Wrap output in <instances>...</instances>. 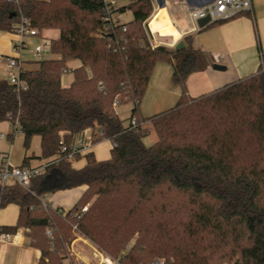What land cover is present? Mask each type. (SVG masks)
<instances>
[{
    "label": "trees",
    "instance_id": "obj_1",
    "mask_svg": "<svg viewBox=\"0 0 264 264\" xmlns=\"http://www.w3.org/2000/svg\"><path fill=\"white\" fill-rule=\"evenodd\" d=\"M127 8L134 18L121 33L118 25L106 29L102 0H0V30H13L21 15L40 32L58 29L50 50L60 55L26 61L32 66L24 67L21 92L0 77V122L16 125L25 147L39 135L41 158L61 153V187L86 185L64 215L42 203L53 189L45 174L31 181L35 193L0 186L1 207L19 206L16 223L3 229H23L41 251L38 264H65L78 235L122 264L157 257L163 264H264V64L192 97L187 78L209 67V55L193 46L191 34L179 48L148 46L155 0H129L120 7ZM73 60L80 64L66 86L62 75ZM160 61L172 64L183 92L174 106L144 117L139 105ZM128 102L134 127L117 112ZM89 128L116 144L109 158L88 151L86 163L74 167L62 146L69 151ZM152 129L157 138L148 146L143 138Z\"/></svg>",
    "mask_w": 264,
    "mask_h": 264
},
{
    "label": "crops",
    "instance_id": "obj_2",
    "mask_svg": "<svg viewBox=\"0 0 264 264\" xmlns=\"http://www.w3.org/2000/svg\"><path fill=\"white\" fill-rule=\"evenodd\" d=\"M251 1L252 9L250 11L239 13L232 18L221 20L209 26L206 25L203 28H198L187 33L192 35L193 46L204 50L211 59L209 67L201 71L193 72L187 78V92L190 96L196 97L211 92L239 78L256 73L260 66L264 64V0ZM184 4H186L185 0H166L165 6L169 9V12L171 11L170 17L173 24L176 26H184L186 27L184 30H186L190 28L191 21L188 11L183 6ZM155 8H159L156 2ZM45 31L49 34L51 32H56L53 38H56L59 35L58 29L48 28L41 32V36ZM182 37L179 41L183 40ZM12 40L11 34L0 32L1 78H6L4 75L6 72V58L14 52L12 51ZM176 40L172 41V43ZM28 60H24L25 66H32L31 63L29 64L26 62ZM73 61L75 64L72 65V68L77 67L80 64L77 60ZM171 71L173 74V68L171 69L170 66H164V64L160 62L155 66L150 79L151 81L153 78V82L151 86H148L149 90L147 88L148 92L146 91L147 94L145 93L146 96L143 97L139 105V111L142 116H151L157 112L166 110L177 103L183 89L181 85L173 82ZM73 80L74 74L68 84H63L68 86ZM132 107L133 104L130 108L129 119L127 122H124L123 117L118 113L125 125L130 124ZM4 123L11 126L9 121H1L0 125ZM2 132L5 133L4 131ZM150 132H153L155 142L156 133L154 131ZM5 134V138L0 136V138L5 141V143H0V151L7 152V142L10 137L11 139H14L15 136L11 133ZM80 135H86L93 139V144L88 151L94 152V147L96 145L107 141L109 143L110 152L107 155L101 156H96L95 152L94 154L98 159H106L110 157L112 141L107 138H101V133L98 128L86 129L79 133L77 137ZM85 154L86 153L77 154L75 158L72 159L74 167H76L74 162L81 158H83V162L79 167H82L86 163ZM40 155H36L33 152L31 156H28L25 152L22 163L16 165H40L48 162L57 154L48 158H41ZM25 157L27 158L26 161ZM33 158L38 160H33ZM62 184L63 174L59 170L57 162L51 165L45 173L44 185L47 188L53 189L44 194H48V202L52 207L55 205V207H60L64 211H68L80 198L83 191L86 189V185L80 187V190H74L76 188L61 187ZM13 204L16 205V211L18 214L19 206L16 203ZM17 216L18 215H16V217ZM0 224L4 225L3 223ZM14 235V240L0 243V264H38L41 255L40 249L31 245L27 241L23 229L18 233H14ZM78 259L80 258L78 257ZM82 261H85V259L83 260L82 258Z\"/></svg>",
    "mask_w": 264,
    "mask_h": 264
},
{
    "label": "built area",
    "instance_id": "obj_3",
    "mask_svg": "<svg viewBox=\"0 0 264 264\" xmlns=\"http://www.w3.org/2000/svg\"><path fill=\"white\" fill-rule=\"evenodd\" d=\"M205 3L202 5H196L193 3H189L185 0L186 4L183 6L188 11L191 25L190 28L181 32L180 37L173 43H167L155 36V34L148 28V21L146 22V28L149 35V43L148 46L156 47L158 45H167V46H176L179 42V39L186 35L188 32L192 30H196L199 28L197 24V20L199 18L205 17L207 15L210 16L211 22L226 20L236 16L239 13L250 11L252 9V1L251 0H203ZM103 3V20L105 23L106 29L113 28L115 26L120 27V32L127 31V25L124 20V13L120 9V5L117 0H102ZM17 33L20 38L14 40L13 42V50L14 53L12 55L7 56L6 58V79L14 85L15 89L18 92L27 88V82L23 78L22 73L24 71L25 63L22 59V52L24 47L28 46L29 41L27 38L41 36V32L39 29L33 25H31L30 20L21 15L19 19L14 23L13 30ZM122 40V39H121ZM27 42V43H26ZM50 47V40L47 42ZM144 44V42H142ZM46 49L45 45L42 43H37L34 46V53L37 55H41L42 52ZM73 70L72 67H68L64 70ZM136 116L133 115L130 119V126H136ZM14 135L19 132L17 126H13ZM20 133V132H19ZM0 136L5 138V133H0ZM93 144V139L87 137L86 135L76 136L74 142L70 146V150L68 151V147L66 145L62 146V152H67V156L69 159L75 158L77 154L86 153ZM115 142H111V146H115ZM62 158L61 153L52 157L48 162H45L36 166H26V165H15L12 162L11 154L7 151H0V186L2 189L8 187L11 184H17L32 193L30 189L31 181L33 178L45 174L47 169L57 163ZM12 180V181H10ZM42 203L45 207L56 210L59 214L64 215L66 211H64L60 207H52L48 202V194H43L41 196ZM88 206L83 207V211L87 209ZM1 208V205H0ZM50 232L49 230H47ZM83 235H78V238L83 239L87 244H89L93 251L94 257L98 259V261L94 264H122L119 259L110 256L105 253L98 245H96L93 241H91L87 237H82ZM15 239L14 233H11L7 230L3 229V226L0 224V243L9 242ZM124 253V252H123ZM165 262L164 258L157 257L154 258L148 264H163ZM69 264H73L72 261Z\"/></svg>",
    "mask_w": 264,
    "mask_h": 264
},
{
    "label": "rangeland",
    "instance_id": "obj_4",
    "mask_svg": "<svg viewBox=\"0 0 264 264\" xmlns=\"http://www.w3.org/2000/svg\"><path fill=\"white\" fill-rule=\"evenodd\" d=\"M117 2L120 6H126L129 2V0H117ZM155 10H156V8H154L153 13L155 12ZM123 13H124L123 16H124L125 21H130L134 18L132 10H130L128 8ZM0 32H7V33L11 34L13 42H14V40L20 38V36L12 30H0ZM55 33L56 32H51L49 34L45 31L42 36L27 38V41H29V44H28V46L24 47V49H23L22 59H24V60H28V59L33 60L34 59L35 60V59H46V58H59L60 55L52 52L50 50L49 45L47 44V42L51 38H53ZM184 36L185 35H183L182 38H184ZM37 43H42L46 47V49L42 52L41 55H37L33 51L34 46ZM12 45H13V43H12ZM165 46H167V45H165ZM13 47L14 46H12V51H14ZM167 47L168 48H175L176 46H167ZM12 53H14V52H12ZM160 63H163L164 66H170L171 69L173 68V66L170 62L160 61ZM74 64H75V62L71 61L70 67H72V65H74ZM171 74H172V71H171ZM171 74H170V76H171ZM4 75L6 76V72L4 73ZM72 77H73L72 70L65 71L62 75V82L65 84H68L71 81ZM152 82H153V78L150 81L149 86H151ZM154 82H155V79H154ZM148 90H149V87H148ZM148 90H147V92H148ZM147 92H146V94H147ZM146 94H145V96H146ZM132 104H133L132 102H128L125 104H121L117 107L118 113L120 114L121 117H123L124 122H127V120L129 119L130 108H131ZM2 131H4L5 133L14 134L13 127L7 125L6 123L0 125V133ZM151 131H154V130L152 129ZM14 136H15L14 139H11V137H10V139L7 142L8 145H6V150L11 154L13 164L16 165V164L22 163L23 155L25 152L28 154V156H31L33 152L36 155L41 154V142H40V136L39 135H35L32 137L29 147L24 146V143H23L24 138H23L21 133L17 132ZM156 138H157V136H156ZM143 141L148 146L152 145L154 142L153 132L148 133L143 138ZM0 143H5V141L0 138ZM94 152H95L96 156L107 155L110 152L109 143L107 141H104V142L96 145L94 147ZM33 160H38V159L33 158ZM32 162H34V161H32ZM82 162H83V158H81L78 161L76 160L74 162V165L76 167H79L82 165L81 164ZM10 181H12V180H10ZM82 186H84V185H78V186H75L73 188H76L74 190H80L79 188ZM53 206H54V208H56L55 205H53ZM16 215H18V214L16 211V205L15 204L10 203L4 207H1L0 208V223H3L4 225H13L17 221L18 216L16 217ZM75 251L77 252V254ZM104 252L107 253L106 251H104ZM78 257L80 259H78ZM82 258H83V260L85 259V261H82ZM70 261H72L74 264H94L98 261V259L94 257V251H93L92 247L89 244H87L83 239L77 237L69 245V251L66 254V257H64V263L65 264H69ZM219 264H234V263L232 261H228V260L224 259V260L220 261Z\"/></svg>",
    "mask_w": 264,
    "mask_h": 264
},
{
    "label": "bare ground",
    "instance_id": "obj_5",
    "mask_svg": "<svg viewBox=\"0 0 264 264\" xmlns=\"http://www.w3.org/2000/svg\"><path fill=\"white\" fill-rule=\"evenodd\" d=\"M170 12L166 6H162L157 8L148 19V28L152 30L157 38L167 43H172V41L179 38L181 32L186 28L173 24Z\"/></svg>",
    "mask_w": 264,
    "mask_h": 264
},
{
    "label": "water",
    "instance_id": "obj_6",
    "mask_svg": "<svg viewBox=\"0 0 264 264\" xmlns=\"http://www.w3.org/2000/svg\"><path fill=\"white\" fill-rule=\"evenodd\" d=\"M189 3H193V4H196V5H202L204 4L205 2L203 0H187ZM155 2L157 3V5L159 7H162V6H165L166 5V0H155ZM15 15V13L13 12L11 14V16ZM209 23H211V19H210V16L207 15L205 17H202V18H199L197 20V24L199 26V28H203L204 26L208 25ZM184 45V41L183 40H180L176 47L179 48V47H182Z\"/></svg>",
    "mask_w": 264,
    "mask_h": 264
}]
</instances>
